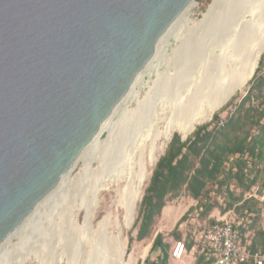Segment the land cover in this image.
<instances>
[{"label": "water", "instance_id": "obj_1", "mask_svg": "<svg viewBox=\"0 0 264 264\" xmlns=\"http://www.w3.org/2000/svg\"><path fill=\"white\" fill-rule=\"evenodd\" d=\"M195 1L0 0V247L92 144Z\"/></svg>", "mask_w": 264, "mask_h": 264}, {"label": "rangeland", "instance_id": "obj_2", "mask_svg": "<svg viewBox=\"0 0 264 264\" xmlns=\"http://www.w3.org/2000/svg\"><path fill=\"white\" fill-rule=\"evenodd\" d=\"M258 1L259 0H230L229 3L231 4H229L225 9L224 7L222 8V14L225 19H227V21L222 25H232L235 24L237 20L243 19V17L239 18V16H236V13H234L235 16H233L232 12L235 7L243 6L251 12L253 8L256 7L255 5L258 3ZM195 2L196 4L189 10L188 17H190V19L195 22H199L208 12L210 6L213 4V0H196ZM239 14L240 13L238 12V15ZM245 18L249 19L250 14ZM177 23L179 24L177 28L174 29L172 36L166 40L167 44L165 51L167 54H173L178 49L177 47L182 44V41L189 37V32L185 31L186 23L183 20H179ZM239 55L240 57L238 58V66H241L245 61L247 53L242 52ZM160 56L154 62V66L157 67L158 65H161L160 68H155L147 72L145 79H143L142 83L135 88L134 95L130 97V99L122 107L123 109L125 108L127 111L138 110L142 102L148 98L151 89L154 88V84H152V82L159 80L160 74H162L168 66L166 56L163 54ZM263 60L264 52L260 57L254 76L248 82L246 87L236 96H234L226 106L211 116L210 119L196 125L187 136V139L192 137L199 127L208 125L210 126V130H212L214 128L225 127L229 121L233 120V117L237 120L240 119V121L241 119L244 120L243 116L247 111L250 110L252 111L250 112L249 118L242 121V124L243 126H246V132L247 130H254V123L259 117L261 110H264V86L261 87L258 85L260 80H255V76H258V72L260 71L259 67L260 64H263ZM177 64H179V62H177ZM186 83L187 73L183 74L182 77L180 76L179 79L176 80V82L171 86L168 92L160 91L161 84L159 82L154 93L155 95L153 94V96L155 98V103L157 104H155L156 107H154V109L161 115V117H164L169 113L167 106L169 105L168 103L170 100L180 98L186 93ZM249 93L251 94L250 102L243 109H240L242 100ZM151 112H153V110H149L147 114L144 112V117L149 115ZM117 113L118 114H116L113 118L115 123L121 124L116 130V133L120 132L117 138L113 132L111 133V130H107L101 135L100 141L105 144L104 146L102 144L97 146L96 149L90 153L92 156H95L90 167L91 170L86 167L87 163L84 162V160L78 163L76 168L70 174V178L73 180L72 183H68L69 185L64 184L68 190L66 187L64 188L62 186V189L58 194V197H60V193L64 189L65 192H67V196L63 193L64 200L61 196L60 198L62 199H57L58 202L56 201V203L53 202L54 199L51 198L48 203V212L46 211L44 213V217H33V223H31L30 227L27 228L26 233H20L17 238H14L11 241L12 245L9 251H7L3 257H0V264H54L56 261L55 257H59V259L63 258L61 264H69V260L74 257V255H76L73 253L66 254V249L70 239L72 238L73 240H77L78 238H81L87 240L91 236L85 227L87 222L85 223V211H83L82 207L87 205L88 201L90 200V191L94 187L95 180L101 177L100 174L102 167L111 166L110 162H113L114 166L106 177V189L101 191L99 194L100 201L98 211L96 212L97 215L93 221H91L93 230L97 229L98 223L105 214H111L113 226L111 230H109V234H113V231H120L121 239L126 245V258L128 259L129 256L135 255L138 262L137 264H145L148 259L149 264L158 263L157 261H154V258L156 257L157 253L162 255L161 251L159 250L157 252L151 253L150 249L158 234H162L164 237V243L166 245V251L168 253L169 260L172 259V252L176 247V244L179 242H185L188 248V253L183 261L190 262L195 260L196 264L197 260L201 258V237L203 233L212 227L216 221L223 218L230 212H224V208L226 205L231 204V199L228 196H225V190L218 191L217 186L210 185L207 196L211 202H216L217 205L210 214L204 215L202 211L199 210V202L191 198L184 190L178 197L171 198L167 201L162 214L155 219V224L152 227L151 235L143 241H138L137 235L139 225L142 221L143 200L146 195V190L150 185L156 165L159 160L165 156L173 136L175 134H179L182 139L184 138L179 130V124L184 123V121L180 120L172 123L171 127L173 132L169 140L165 137H162L161 140H156L153 144V130L148 125H146V122L136 130L135 134L132 132L134 130L133 127L135 120L133 118L132 122L130 123L131 127H128L127 134L124 127H122V120L124 117L123 111L119 110ZM215 115L219 116L218 120H214ZM158 123L159 129L164 131L167 127L166 122L160 120ZM122 132H126V134L124 135ZM239 132L242 133V131ZM163 145H165L164 149H162ZM152 146H154L155 152L157 153V157L155 159L154 154L152 153ZM87 157L85 159H87ZM143 170L146 172V176L141 183L140 177ZM84 176L87 177L88 180H83L82 178ZM139 193H141V198H139ZM136 194H139L137 199L135 197ZM132 199H136L137 204L133 213V215L135 214L134 220L131 227L129 228L127 227L125 220L123 202L126 200L130 201ZM206 199L207 198L205 197L203 198V200ZM73 204H75V208L72 210V214L70 216L71 221H69V209ZM77 208L80 209V211H78ZM166 208H170V210L172 208L171 211H175V214L169 219V221L165 220L164 211ZM46 209L47 208L43 209V211ZM190 209L192 210L188 214V217L176 229V226L180 222L181 218ZM237 217L238 215L234 216L233 213H230L226 220L234 222L233 219L235 220ZM238 218L243 220V222L248 226V230L244 229L243 234L245 235V233L249 231L251 232L248 240L255 239L259 228H264V217L262 214L258 217L244 215V217L239 216ZM117 226H120V229ZM27 237L30 239L27 240ZM243 240L246 242L247 239L243 238ZM56 245L60 247L57 248L60 250H57L58 253L56 251V254L53 253L54 256L52 257V252H50V250L52 247L56 248ZM261 245L262 243L259 244L258 247L261 248ZM12 246H14V248ZM38 248H41L40 250L42 251H39ZM158 264H162V262H159Z\"/></svg>", "mask_w": 264, "mask_h": 264}, {"label": "bare ground", "instance_id": "obj_3", "mask_svg": "<svg viewBox=\"0 0 264 264\" xmlns=\"http://www.w3.org/2000/svg\"><path fill=\"white\" fill-rule=\"evenodd\" d=\"M229 1L230 0H214L213 5H211V8L209 9V13L205 14L203 19L199 22L193 21L190 19V17H188L189 15L187 14V12L189 13V10L194 6L195 2L189 6L187 11L179 19L186 23L185 31L189 32V37L182 41V44L177 47L178 49L173 54L166 53V40L172 36L174 29L177 28L179 24L177 23L179 21L178 20L175 26L164 38L161 46L155 52V55L153 56L149 65L138 76L126 97L120 102L117 109L105 122L93 140L92 144L78 157L62 180L47 195V197L37 205L33 213L0 247V257H3L4 254L9 251L12 245L11 241L14 238H17L20 233H26L27 228H29L31 223H33V217H44V213L46 211L48 212V203L51 198L54 199L53 202H58V200L63 198V193L65 195L67 194V192H65L63 189L60 193L62 198H60L61 196L58 197L62 186L65 188L66 186H64V184L67 185L68 183H72L73 180L70 178V174L76 168L79 162L84 160V162L87 163L86 167L91 170L90 167L95 156H92L90 153L96 149L97 146H100L101 144L104 146L105 144L100 141L101 135L107 130H111V133L113 132L117 138L120 132L116 133V130L121 124L115 123L113 118L116 114H118L117 112H119V110L123 111L124 117L122 120V127H124L127 134L128 127L130 126L133 118L135 120L133 127L134 130L132 132L135 134L136 130L146 122V125H148L153 130L152 143L154 144L156 140H161L162 137H165L169 140L173 132L171 127L172 123L180 120H183L184 123L179 124V130L183 137L187 138L196 125L210 119L211 116L226 106L234 96H236L246 87L248 82L254 76L260 57L264 52V0L258 1V3L255 5L256 7L250 12L249 19L244 17L243 19L237 20L235 24L224 26L222 24L225 23L227 19H225L222 14V8ZM235 13L238 14V12ZM233 16H235V14ZM242 52H246L247 56L243 64L238 66V58L240 57L239 54ZM162 54L166 56L168 66L166 67L165 71L160 74V79L152 82V84H154V88L151 89L148 98L145 101L142 100L144 102H142V104L140 103L142 106L140 105L138 110L127 111L125 108L123 109L122 107L126 104L130 97L134 95L135 88L142 83L143 79H145L147 72L155 68H160L161 65L155 67L154 62ZM177 62H179V64H177ZM185 73H187V83L185 88L186 93L180 98L170 100L168 103L169 105L167 106L169 113L165 116L163 115L164 117H161V115L154 109V107H156V103L153 94L157 89V85L160 82V91L168 92L176 80H178L180 76L182 77ZM149 110H153V112L144 117V112L147 114ZM160 120L165 121L167 124V127L164 131L159 129L158 121ZM123 132L122 134L125 135L126 132ZM164 147L165 145H163L162 149H164ZM152 153L154 154L155 159L157 157V153L155 152L154 146H152ZM85 156H88L87 159H85ZM110 164L111 166L102 167L100 174L101 177L95 180L93 189L90 188L92 189L90 191L91 198L87 205L82 207L83 211H85V223L87 222L85 227L91 236L87 240L81 238H78L77 240H73L72 238L70 239L66 249V254L73 253L76 255H74V257L69 260V264L138 263L135 255L129 256L128 259L126 258V245L121 239L120 231H113V234H109V230H111L113 226L111 214H105L102 217L96 230H93L91 226V221H93L97 215L96 212L98 211L100 201L99 194L101 191L106 189V177L114 166L113 162H110ZM145 176L146 172L143 170L140 177L141 183ZM84 177L82 178L83 180L87 179V177ZM139 194V198H141V193ZM139 194L135 195L136 199ZM136 199H132L130 201L126 200L123 202L125 220L127 227L129 228L131 227L134 220L135 214L133 215V213L137 204ZM45 208L47 209L43 211ZM73 208H75V204H73L69 209V221H71L70 216L72 214ZM169 209L170 208H167L165 211L166 221H169V219L174 215L173 213L169 215L167 214L169 213ZM78 211H80V209H78ZM29 239L30 238L27 240ZM12 247L14 248V246ZM57 248L60 247L57 246L56 248H51L50 252H52V257L54 256L53 253L56 254V251L60 250ZM40 249L41 248H38L39 251H42ZM55 260V263L53 262L54 264H61L63 258L59 259V257H55Z\"/></svg>", "mask_w": 264, "mask_h": 264}, {"label": "trees", "instance_id": "obj_4", "mask_svg": "<svg viewBox=\"0 0 264 264\" xmlns=\"http://www.w3.org/2000/svg\"><path fill=\"white\" fill-rule=\"evenodd\" d=\"M259 70L255 80H260L258 85L263 87L264 60ZM250 100L249 93L242 100L240 109H243ZM251 111L245 113L244 120L249 118ZM218 119L219 116L215 115L214 120ZM235 119L233 117V120L223 128L210 130L208 125L199 127L194 135L185 141L179 134L173 136L165 156L157 163L146 190L138 241H143L151 235L155 219L162 214L167 201L178 197L184 190L199 202V210L204 215L210 214L217 205L207 196L210 185L217 186L218 191L225 190V196L231 199V204L225 206L224 212H235L238 217L244 215L258 217L262 214L260 199H246L245 196L254 187H258L259 196L264 194V110L259 113L254 130L246 132V126L242 124L244 120ZM204 197L207 199L203 200ZM191 210L181 218L176 229L185 221ZM243 226L244 222L241 226L235 225V229L242 236ZM261 243V248L264 249V228H259L250 250L254 252L257 249L256 245ZM159 250L162 255L159 254L157 262L168 264L169 256L162 234L157 235L151 253ZM148 261L149 259L145 264H149Z\"/></svg>", "mask_w": 264, "mask_h": 264}, {"label": "built area", "instance_id": "obj_5", "mask_svg": "<svg viewBox=\"0 0 264 264\" xmlns=\"http://www.w3.org/2000/svg\"><path fill=\"white\" fill-rule=\"evenodd\" d=\"M257 193V190L250 193V197ZM264 200V195L262 197ZM202 253L208 259L214 260L215 264H264V249L257 248L254 252L250 245L244 242L243 236L235 229V224L227 220L218 221L210 227L201 237ZM188 253L185 242L176 244L172 252L174 260H183Z\"/></svg>", "mask_w": 264, "mask_h": 264}, {"label": "crops", "instance_id": "obj_6", "mask_svg": "<svg viewBox=\"0 0 264 264\" xmlns=\"http://www.w3.org/2000/svg\"><path fill=\"white\" fill-rule=\"evenodd\" d=\"M254 190H258V187H254L250 193L254 192ZM250 193L246 194L245 198H246V199H249V198H258V199H260V201H261V203H262V206H261V207H262V216L264 217V200L262 199V197H263L264 194H263L262 196H259L258 193H255V194L253 195V197H250V196H249ZM166 209H167V208H166ZM166 209H165V211H166ZM171 210H172V209H171ZM165 211H164V215H165ZM171 213L175 214V211H170V209H169V213H167V214L169 215V214H171ZM230 213H233V215L235 216V212H229L227 215H225L223 218L219 219L218 221L226 220V218L228 217V215H229ZM168 215H167V216H168ZM165 216H166V215H165ZM221 217H222V216H221ZM227 221H228V220H227ZM233 221H234V222H232V223L235 224L236 226H241L242 223H243V220H240L238 217H237V219H235V220L233 219ZM243 229H247V230H248V226L245 224V226H243ZM250 235H251V232L249 231V232L245 233V235H244L243 237L247 239L246 242H247L248 245H250V248H251V245H253V241H254V239H253V240H248V237H249ZM256 248H258V245H256ZM203 254H204V253L201 252V258H200V261L198 262V260H197L196 264H215V261H214V260L211 261V259H208L207 256L203 257ZM171 257H172V256H171ZM158 258H159V254L157 253V255H156V257L154 258V260H155V261H158ZM184 259H185V258H184ZM184 259H183V260H184ZM183 260L178 261V260H174V259L172 258V259L168 260V264H195V260L190 261V262H185V261H183Z\"/></svg>", "mask_w": 264, "mask_h": 264}]
</instances>
